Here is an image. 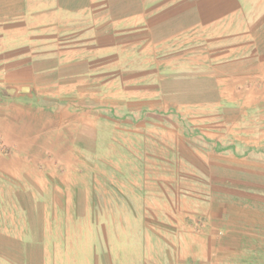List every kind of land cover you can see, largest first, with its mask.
Masks as SVG:
<instances>
[{
	"label": "crops",
	"instance_id": "obj_1",
	"mask_svg": "<svg viewBox=\"0 0 264 264\" xmlns=\"http://www.w3.org/2000/svg\"><path fill=\"white\" fill-rule=\"evenodd\" d=\"M250 6L247 0H0V264H54L56 221L82 200L69 190L104 147L117 145L114 132H126L119 124L126 115L146 108L147 90L163 89L162 42L208 43L202 54L209 58L212 32L220 46L231 26L234 40L243 39L238 26ZM261 33L258 27L256 40ZM238 52H230V62L191 71L192 87L209 91L204 102L224 111L257 110L258 129L250 140H236L234 151L221 152L223 170L229 158L234 173L224 176L222 197L206 214L209 237L192 245L187 264H264V59L238 70L248 62ZM238 147L248 154L234 155Z\"/></svg>",
	"mask_w": 264,
	"mask_h": 264
},
{
	"label": "rangeland",
	"instance_id": "obj_2",
	"mask_svg": "<svg viewBox=\"0 0 264 264\" xmlns=\"http://www.w3.org/2000/svg\"><path fill=\"white\" fill-rule=\"evenodd\" d=\"M247 2L252 9L237 32L243 39L234 40L237 28L231 26L220 46L212 32L209 58L202 54L208 43L162 42L163 89L157 94L147 90L146 108L119 123L126 132H114L117 145L103 148L92 167L83 170L80 184L63 187L82 200L72 202L56 221L54 264H187L194 243L209 237L206 214L222 197L224 176L234 173L229 158L223 170L220 154L240 146L236 140L251 139L258 112L208 104L209 91L193 88L196 84L189 81L194 72L202 73V63L214 67L224 58L235 59L230 54L235 48L248 61L238 70L250 71L255 67L251 62L264 59V10H259L264 0ZM232 94L227 91L228 97ZM210 95L217 98L218 91ZM248 98L249 91L243 90V100ZM225 135L226 142L219 137ZM238 148L234 155L248 154Z\"/></svg>",
	"mask_w": 264,
	"mask_h": 264
}]
</instances>
